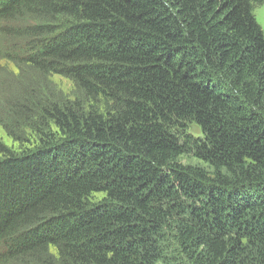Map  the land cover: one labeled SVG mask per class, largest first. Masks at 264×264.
Segmentation results:
<instances>
[{
	"label": "trees",
	"instance_id": "16d2710c",
	"mask_svg": "<svg viewBox=\"0 0 264 264\" xmlns=\"http://www.w3.org/2000/svg\"><path fill=\"white\" fill-rule=\"evenodd\" d=\"M263 1L0 0V85L90 100L13 105L38 143L0 140V264H264Z\"/></svg>",
	"mask_w": 264,
	"mask_h": 264
},
{
	"label": "rangeland",
	"instance_id": "374dc122",
	"mask_svg": "<svg viewBox=\"0 0 264 264\" xmlns=\"http://www.w3.org/2000/svg\"><path fill=\"white\" fill-rule=\"evenodd\" d=\"M254 15L263 30L264 35V1L255 5ZM4 66L5 81L0 85V121H4L12 130L17 131L13 137L8 135L0 124V140L12 152L25 149L38 143L35 133L28 128L24 118L11 115L14 104L26 106L33 105V114L38 117L40 108L44 105L56 103L58 106H71L84 108L90 102L85 92L74 82L57 72H42L34 67L22 65L16 68L11 63ZM39 106V107H37ZM26 120V119H25ZM40 119H30L34 124H39ZM17 126V127H16ZM53 129V128H52ZM186 131L193 136L202 137L200 128L187 122ZM183 164H198L205 166L192 155H184L179 159ZM103 196L97 192L92 195V200H98Z\"/></svg>",
	"mask_w": 264,
	"mask_h": 264
}]
</instances>
